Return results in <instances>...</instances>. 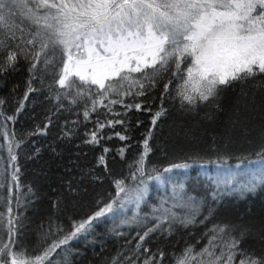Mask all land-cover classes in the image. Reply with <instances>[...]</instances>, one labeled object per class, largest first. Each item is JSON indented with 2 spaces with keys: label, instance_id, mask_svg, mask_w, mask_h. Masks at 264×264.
<instances>
[{
  "label": "snow or ice",
  "instance_id": "1",
  "mask_svg": "<svg viewBox=\"0 0 264 264\" xmlns=\"http://www.w3.org/2000/svg\"><path fill=\"white\" fill-rule=\"evenodd\" d=\"M18 13L34 26L27 34L25 26L15 20ZM20 57L28 62L24 99L14 115L3 111L6 101L0 99V136L8 150L5 179L9 194L8 241L0 240V264H53L52 257L58 249L86 237L101 218H115L128 203H134L138 209L148 195V181L163 182L164 176L160 173L153 176L147 168V157L152 151L149 128L142 151L129 164L134 186L125 179H114L115 197L86 219L73 221L67 231L57 227L53 233L50 222L42 237L47 240L58 233L63 235L52 239L33 260L26 249L16 247L20 225L11 208L13 191L19 193L21 188L16 149L25 141L17 139L14 130L8 132V122L15 123L24 101L36 91L32 81L45 73L51 75L49 91L57 101V111L66 107L63 101L67 100L73 107L83 105L84 122H93L95 113V127L85 131L83 143L99 146L105 139L103 129L124 125L122 117L133 108L150 112L152 126L157 124L166 112L163 102L171 95L173 81L169 79L163 84L160 107L154 112L151 107H144L147 101L136 98L148 96L169 72L180 80L176 97L181 108L188 111L201 104L217 103L222 92L235 84L264 77V0H0V77L16 70ZM117 105L124 111H119ZM72 123H79V119ZM50 124L48 118V122L28 135L46 134ZM114 135L121 141L130 139L119 131ZM71 136L70 130L63 131V137ZM127 147L118 149L121 159ZM109 151L105 146L97 160V166H103L105 171ZM258 155L264 158V149ZM189 167L172 164L163 172ZM4 186L0 184V188ZM254 189L255 184H249L243 191ZM217 199L214 193L213 200ZM53 207L58 209L59 202H54ZM178 208L186 211L177 212ZM199 210L196 199L184 193L180 185L173 190L171 206L164 201L151 217L141 218L133 213L121 223L142 225V234L137 232L135 251L148 254L143 264H163L165 253L162 250L153 253L145 246L146 241L156 233L171 235L177 225L183 228L195 225ZM2 227L4 216L0 213ZM210 233L199 252L187 246L175 257L176 264H236L238 256V264H264V255L257 256L240 247L249 234L246 225H215ZM129 260L130 264H136L135 260Z\"/></svg>",
  "mask_w": 264,
  "mask_h": 264
},
{
  "label": "trees",
  "instance_id": "2",
  "mask_svg": "<svg viewBox=\"0 0 264 264\" xmlns=\"http://www.w3.org/2000/svg\"><path fill=\"white\" fill-rule=\"evenodd\" d=\"M15 20L25 26L26 34L34 27L19 13ZM27 67L28 62L20 57L16 70L0 77V99L6 101L3 111L8 115H14L24 99L29 79ZM169 79L173 83L170 97L163 102L166 112L155 126L151 124L150 112L133 108L122 117L124 125L103 129L105 139L99 146L83 143L85 131L95 127V113L93 122H84L83 105L73 107L67 100L63 101L66 107L57 111V101L49 91L51 75L45 73L32 81L36 91L24 101L15 123L8 122V132L14 130L17 139L25 141L16 149L21 188L19 193L13 191L11 204L12 214L18 216L20 225L17 248L26 249L34 260L52 239L63 235L58 233L45 240L42 232L48 230L50 222L53 233L57 227L67 231L73 221L86 219L115 197L114 179H125L128 185L134 186L129 164L138 158L142 141L151 128L152 151L147 157V168L153 176L163 174V182L149 180L148 195L138 209L134 203H128L115 217L119 221L115 222L111 216L101 218L86 237L81 236L58 249L52 257L53 264H65L66 259L68 264H113L114 261L130 264L129 258L143 264L148 254L135 251L137 232L142 234V225L129 226L121 221L131 218L133 213L141 218L151 217L164 201L171 206L174 183L183 185L184 193L196 199L200 210L195 225L188 228L177 225L171 235L156 233L146 241L145 246L153 253L161 250L165 253L163 264H176L175 257L187 246L199 252L207 244L215 225H246L249 234L240 247L257 256L264 255V158L258 155L264 149V77L257 76L224 90L218 107L217 103H210L192 111L181 108L176 97L180 80L170 72L148 96L136 99L147 101L144 107H151L154 112L160 107V93ZM116 107L124 111L119 105ZM100 112L104 109L100 108ZM48 118L51 124L46 134L28 135L48 122ZM77 119L79 123L73 124ZM65 129L72 132L71 138L63 137ZM117 131L126 133L130 139L121 141L114 135ZM108 135L112 138L108 139ZM125 145L129 147L121 159L117 151ZM105 146L110 148L106 156L108 171L97 166ZM7 161V144L0 136V184L5 185L0 188V213L4 216L0 240L4 242L8 241ZM172 164L190 167L164 173L163 169ZM249 184H255V189L243 191ZM214 193L217 200H213ZM57 201L58 209L53 207ZM176 211L186 210L178 208ZM201 220L204 222L199 223ZM239 259L238 256L236 264Z\"/></svg>",
  "mask_w": 264,
  "mask_h": 264
},
{
  "label": "rangeland",
  "instance_id": "3",
  "mask_svg": "<svg viewBox=\"0 0 264 264\" xmlns=\"http://www.w3.org/2000/svg\"><path fill=\"white\" fill-rule=\"evenodd\" d=\"M170 183H171V181H170ZM173 186H175V187L177 188L178 186H180V184H179V183H174ZM230 186H232V185L229 184V187H230ZM129 211H131V210H129ZM129 216H130V215H129ZM129 216H128V217H129ZM113 220H114L115 222L119 221V220H118V217H117V218H114Z\"/></svg>",
  "mask_w": 264,
  "mask_h": 264
}]
</instances>
